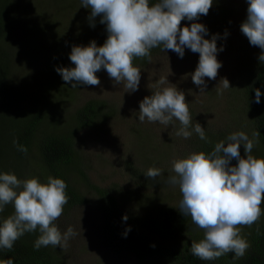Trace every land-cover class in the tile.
I'll use <instances>...</instances> for the list:
<instances>
[{
	"label": "rangeland",
	"instance_id": "374dc122",
	"mask_svg": "<svg viewBox=\"0 0 264 264\" xmlns=\"http://www.w3.org/2000/svg\"><path fill=\"white\" fill-rule=\"evenodd\" d=\"M9 6L7 16L15 22L10 28L16 33L13 35L15 42L7 49L10 65L3 83L9 99L8 113L4 112L0 122L5 123L9 114L19 118L23 110L37 100L45 112L35 115L40 120L32 124V135L40 139L45 134L69 130L77 153V166L69 168L70 173L66 174L69 176L67 182L81 201L65 205L62 216L55 223L62 233L71 226L78 234L70 238L63 249L47 246L49 257L59 264H165L163 260L138 261L128 252H111L101 239V201L108 198L122 209L138 215L142 210L150 213L141 220L152 217L162 204L179 208L182 199L179 186L168 183L170 176L175 175L172 163L192 152H200L202 141L194 131L188 139L177 136L179 121L167 127L159 122L139 121L140 102L153 94L160 77L167 76L169 81L160 87L175 86L185 94L193 127L200 123L209 141L215 145L220 141L227 143V137L233 132L243 131L252 138L236 83V76L239 74V80L243 66L257 55L256 46H252L240 30L247 18V0H213L207 15H201L197 21H181V27H190L193 22L204 24L208 29L207 39L218 34L216 44L222 50L217 52V59L222 66L215 79L205 78L204 91L192 81L199 53L188 48L182 58L174 51H162L161 48L151 52L150 63L146 57L135 58L134 65L141 69L137 91H126L123 83L114 84L104 69L96 73L100 85L79 84L73 88L60 74L52 76L51 71L56 68L51 58L74 45H88L84 39L95 28L100 34L95 39L98 44L101 36L107 34L106 24H101L98 18L90 21L91 9L84 7L82 0H12ZM6 41L8 37H5ZM224 78L229 81L230 88L218 95L217 89L222 88ZM43 91L46 97L41 95ZM88 100L103 101V112L107 111L108 116L91 125L76 127L72 114ZM26 112L30 117L31 113ZM28 123L29 120H24L25 128ZM0 132L3 133L0 150L5 151L11 144L6 137L9 131L0 129ZM240 153L245 156L242 144ZM258 153L253 148L252 154L260 158ZM3 156L5 159L0 160L13 159L7 154ZM26 156L28 158L23 161L5 162L0 168L21 180L36 177L46 183L47 179L40 173L37 155L29 153ZM236 163L235 159L231 161L233 165ZM149 168H159L162 174L155 179L146 178ZM8 207L13 214V206L9 204ZM261 208L264 210V202ZM238 227L245 238L243 226ZM198 229L195 225V230Z\"/></svg>",
	"mask_w": 264,
	"mask_h": 264
},
{
	"label": "clouds",
	"instance_id": "9594fccd",
	"mask_svg": "<svg viewBox=\"0 0 264 264\" xmlns=\"http://www.w3.org/2000/svg\"><path fill=\"white\" fill-rule=\"evenodd\" d=\"M247 18L240 26L241 32L252 46L262 51L259 61L264 63V0H247ZM213 0H82V5L91 9L89 20L99 16L106 24L107 39L102 45L93 40L86 46L74 45L70 61L74 67H60L57 72L71 87L77 85H100L96 75L104 69L114 84H124L128 92L137 91L141 69L134 65V58L152 61L151 50H171L181 58L185 48L199 53L198 65L192 73V81L204 91L205 78L215 79L222 66L217 59L216 40L205 38L206 26L193 22L181 27V21H197L207 15ZM94 27L95 25L92 24ZM169 84L166 77H160L155 90L145 96L139 105V121L145 120L165 125L179 121L177 136L188 139L193 131L201 140H207L200 123L192 125V115L185 94ZM230 88L224 78L217 94ZM261 91L255 90V102L260 103ZM191 129V130H190ZM260 132L253 133L254 139L243 132H233L227 143L218 142L211 153L192 152L185 158L174 160L168 183L178 185L182 193L178 211L204 231L202 239L192 241L190 251L201 260H215L233 253L234 259L242 258L249 242L241 235L238 226L251 227L264 210V158L252 154L259 143ZM245 156H241L240 146ZM26 151V149H25ZM235 159L237 163L231 164ZM162 174L159 168H149L146 178L155 179ZM67 184L61 178L49 176L46 183L32 177L18 179L14 173L0 172V212L11 204L13 214L0 221V250H11L14 243L25 233L39 231L34 248L67 247L70 238L78 233L69 226L63 233L56 225L68 202ZM127 215L123 219L127 220ZM130 230V229H128ZM124 235H127V231ZM4 264H14L12 258Z\"/></svg>",
	"mask_w": 264,
	"mask_h": 264
},
{
	"label": "trees",
	"instance_id": "16d2710c",
	"mask_svg": "<svg viewBox=\"0 0 264 264\" xmlns=\"http://www.w3.org/2000/svg\"><path fill=\"white\" fill-rule=\"evenodd\" d=\"M11 2L12 0H0V117L4 116V112L8 113L6 108L9 107V99L3 83L10 65L7 49L15 42L13 35L16 33V30L10 28L11 24L15 26L14 20L11 22L10 16H7ZM155 2L157 0H150V3ZM97 18L99 21V16L95 17V21ZM31 30L36 32V29ZM97 31L96 28L94 32L90 31L84 39L85 44L98 39L100 34ZM107 36L108 33L103 34L97 45L103 44ZM5 37H8L6 42ZM256 48L257 55L243 66L240 79L238 80L239 74L236 76V83L238 84L239 99L244 105L251 139H254L253 133L260 132L259 143L255 144L254 149L259 152L258 157L264 158V63L259 61L262 50L257 46ZM155 49L158 48L152 49L151 52ZM70 53L71 49H67L57 57H52L54 67L56 69L74 67L69 58ZM51 72L52 76L59 74L57 70ZM47 75L50 74L47 72ZM257 88L261 91L260 103L255 102V90ZM58 91H62L60 87H58ZM41 95L46 97L44 91ZM41 104L36 100L23 110L19 118H12L9 114L7 120L4 121L5 123L0 122V129L9 131L6 137L11 142L7 150H0V158H4L3 155L7 154L13 157L9 161L18 162L28 158L27 154L35 153L39 159L40 173L45 179L48 180V177L51 176L61 178L66 182V194L69 197L67 204L81 201L78 194L67 182L69 176L66 172L70 173L69 168L77 166L75 165L77 153L73 149L72 133L65 130L60 132L61 134H45L40 139H36L31 133L32 124H36V120H40L35 115L40 116L41 112H45ZM104 106L103 101L88 100L84 102L72 114L75 126L91 125L95 120L108 116L107 111L103 112ZM26 111L31 113L30 117ZM37 111L38 114H36ZM24 120H29L26 128L23 125ZM2 135L3 133L0 132V142ZM198 139L202 141L201 151L208 154L214 150L215 144L213 141H209V138L201 140L198 137ZM9 161L0 160V166ZM0 172H4L3 169L0 168ZM132 173L136 175L134 172ZM101 212V239L114 254L128 252L138 261L142 259L163 260L165 264H264V215L251 227L243 226L245 239L249 242L250 247L242 258L234 259V254L228 253L218 259L206 261L195 257L190 251L192 241L198 242L202 239L204 231L202 229L195 230V224L191 218L184 217L173 205L162 204L156 208L155 213L151 215L152 217L141 220L142 217L150 213L142 210L139 215L134 214L122 209L113 200L107 198L101 201ZM141 212L146 214H141ZM10 214L12 212L10 213L9 207L6 205L4 211L0 212V221ZM125 215L128 217L126 221L123 219ZM126 230L128 231L125 236ZM38 236L37 231L25 233L14 243L10 251L0 250V264H4L9 258L13 259L14 264H59L58 261L49 257L50 253L46 247H41L39 250L34 248L33 245Z\"/></svg>",
	"mask_w": 264,
	"mask_h": 264
}]
</instances>
